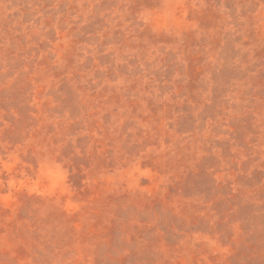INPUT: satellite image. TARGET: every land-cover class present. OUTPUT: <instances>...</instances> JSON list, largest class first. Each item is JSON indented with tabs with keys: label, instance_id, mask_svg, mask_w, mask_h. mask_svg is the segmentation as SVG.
Returning a JSON list of instances; mask_svg holds the SVG:
<instances>
[{
	"label": "rangeland",
	"instance_id": "obj_1",
	"mask_svg": "<svg viewBox=\"0 0 264 264\" xmlns=\"http://www.w3.org/2000/svg\"><path fill=\"white\" fill-rule=\"evenodd\" d=\"M0 264H264V0H0Z\"/></svg>",
	"mask_w": 264,
	"mask_h": 264
}]
</instances>
